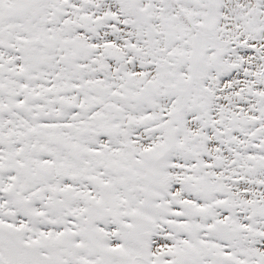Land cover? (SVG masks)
<instances>
[{"label": "snow or ice", "instance_id": "obj_1", "mask_svg": "<svg viewBox=\"0 0 264 264\" xmlns=\"http://www.w3.org/2000/svg\"><path fill=\"white\" fill-rule=\"evenodd\" d=\"M0 264H264V0H0Z\"/></svg>", "mask_w": 264, "mask_h": 264}]
</instances>
